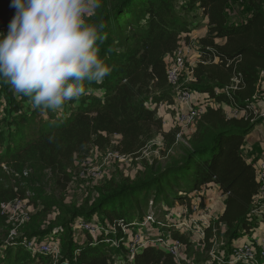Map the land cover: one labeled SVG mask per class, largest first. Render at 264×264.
I'll return each instance as SVG.
<instances>
[{
    "label": "trees",
    "instance_id": "16d2710c",
    "mask_svg": "<svg viewBox=\"0 0 264 264\" xmlns=\"http://www.w3.org/2000/svg\"><path fill=\"white\" fill-rule=\"evenodd\" d=\"M230 1H100L87 21L103 25L98 47L111 72L101 83H86L85 93L67 101L59 118V110L33 108L28 97L13 94L11 86L0 81V91L10 108L5 135L8 150L0 163L14 164L16 169L39 163L50 171H62L90 146L104 150L113 135L120 137L115 148L121 154H134L155 135L163 139L171 138L169 133L176 135L174 130H164L156 110L159 103L173 104L178 93L167 81L165 58L173 55L181 42L190 43L187 33L191 28L184 12L196 8L205 20L206 33L194 48L199 60L190 72L193 92L205 94L207 99L205 110L195 121L189 148L178 159L150 168L130 183L109 186L88 209L75 210L47 227L44 237L59 241L61 255L55 264H115V257L125 264H183L153 241L166 238L169 245L178 242L185 252L190 251V240L176 224L175 228L168 226L166 212L175 202L189 204L190 195L201 185L214 184L225 197L223 212L200 238L206 249L217 240L223 243L217 257L228 258L256 224L254 214L261 207L255 201L257 158L247 160L244 145L245 137L263 119L256 118L251 103L260 95V73L264 70V0H246L249 15L238 23L227 20ZM9 3L0 0L4 31L15 11ZM223 106L234 108L237 115L228 116ZM41 111L47 113V119L38 137L26 139V129ZM4 191L0 204L27 197L25 190ZM94 216L100 225L77 227L79 221ZM147 216L153 219L155 234L147 235L146 242L139 244L141 248L131 253V241L122 229H146ZM74 227L82 233L78 240ZM52 259L48 251L29 252L11 244L1 264L31 260L52 264ZM203 261L209 264L212 257L206 255Z\"/></svg>",
    "mask_w": 264,
    "mask_h": 264
},
{
    "label": "rangeland",
    "instance_id": "374dc122",
    "mask_svg": "<svg viewBox=\"0 0 264 264\" xmlns=\"http://www.w3.org/2000/svg\"><path fill=\"white\" fill-rule=\"evenodd\" d=\"M180 3L181 0H177V4ZM249 11L246 0H231L227 6L226 17L229 23H238L249 15ZM92 14L93 12L86 14V20ZM184 14L191 29L199 31L204 26V19L196 8H190ZM1 22L2 18H0ZM0 31H4L1 26ZM189 46L192 49L190 48L191 53L185 61L186 69L182 72L178 85L174 87L177 91L191 90L193 92L192 85L194 84V80L190 68L196 64L195 53L192 52L196 48V41L191 40ZM260 84L261 87L263 86V92L257 106L264 103V73L261 74ZM88 92L98 94L97 90H89ZM13 94H16L14 90ZM70 103L71 107L74 108L75 101ZM205 104V101L195 100L187 108L185 114L182 113V110L178 114L163 102L162 106L165 114L170 115L167 118L168 121L170 120V123L164 129L166 128V131L174 130L176 135L173 137V134L169 133L171 138L165 139L159 135H155L152 140H149L134 154H121L116 149L118 155L114 156L111 153L113 147H110V144L111 142L118 143L120 137L113 135L109 146L104 150H98L96 154L89 147L81 155H76L73 162L62 171H50L49 169L43 168L39 163H29L20 169H16L14 164L1 162L0 199L6 194L5 189H13L15 191L25 190L27 197L25 199L15 198L12 201L0 204V264L2 263L5 249L9 245H21L29 252H33V250L46 252L44 248H40L42 243L48 246L47 251L53 254L52 264H55L61 255L59 241L57 237L45 238L44 230L63 216L65 217L75 210L88 209L96 198L106 192V188L109 186L115 184L116 186H123L147 173L150 168L162 167L172 160L181 157L182 152L189 148L197 115H192V120L188 123L185 117L188 114L191 115L192 111L198 112V110L205 108ZM67 105L68 102L59 109L60 113L57 115V118L61 116L62 111H65ZM256 109L258 111L256 118H259L261 114H264V111L260 107H256ZM233 110L234 108L226 107L225 112L229 115ZM46 119L47 113L44 111L39 112L34 123L25 131L26 139L37 138L39 128ZM9 120L10 108L6 96L0 91V158L6 156L8 150L5 135ZM181 122L184 125H180ZM257 130L264 131V120H262ZM259 139L260 135L254 133L250 140ZM120 155L129 157L122 158ZM18 167H21V165ZM192 194L194 195H190L189 204L175 202L172 206H168L169 211L166 212L168 226L175 228L174 225L176 224L180 232L186 237L185 239L191 242L189 252L184 251L182 244L176 245L178 249V262H182L183 264H202L205 256L210 255L212 261L209 264H228L227 261L229 259L227 257L224 258L223 256V260L219 261L216 256L223 243L217 240L210 249H206L200 243V238L202 237H199L197 232L201 228H207L205 226L208 222L211 223V227L216 222V218L219 216V210L215 209V205L219 199L216 198L215 194V197L210 198L209 201H205V197H200L195 193ZM214 201L215 203H213ZM210 202L213 204L210 205ZM196 205L198 207L193 209V206ZM254 216L256 219L261 218L257 213ZM82 222L84 225H88V227L100 225V221L95 216L83 219ZM180 223H183V225H180ZM144 226L146 229L143 230L122 229L131 241V244L128 246L131 253L141 248L139 244L146 242L147 235L151 236L155 234L154 227L150 221L146 220ZM256 228L257 226L254 224L247 231L246 236H254L252 234H254ZM72 230H74V238L76 240L80 239L82 235L81 231L76 227L72 228ZM84 239L83 237L82 240ZM155 241L156 243H160L157 240ZM164 241H166V238H164ZM164 243L161 242V246L164 247ZM137 244L139 247L135 248L138 246ZM23 264H51V261L41 263L31 260L25 261ZM115 264H125V262L121 258L115 257Z\"/></svg>",
    "mask_w": 264,
    "mask_h": 264
},
{
    "label": "clouds",
    "instance_id": "9594fccd",
    "mask_svg": "<svg viewBox=\"0 0 264 264\" xmlns=\"http://www.w3.org/2000/svg\"><path fill=\"white\" fill-rule=\"evenodd\" d=\"M15 9L0 31V81L32 107L59 110L81 97L86 83H101L111 68L100 56L102 24L86 14L100 0H10Z\"/></svg>",
    "mask_w": 264,
    "mask_h": 264
},
{
    "label": "built area",
    "instance_id": "2783aa9c",
    "mask_svg": "<svg viewBox=\"0 0 264 264\" xmlns=\"http://www.w3.org/2000/svg\"><path fill=\"white\" fill-rule=\"evenodd\" d=\"M190 48L191 47L189 46V44L181 43L179 48L177 49V51L174 52L173 55L167 56L165 58L166 78H167L168 83L174 87L178 85V82L180 81L182 72L186 69V62L185 61H186L187 56L191 53ZM192 52H194V50H192ZM194 53L196 54V52H194ZM197 58L199 60V55H197ZM262 73H264V70L261 71V73H260V83H261V74ZM260 89H261V91H260V95H259L257 101L251 103V109H252V112L255 116L258 113L256 107H257V104L259 103V101L261 100V94L263 92V86L261 87V84H260ZM200 99H203L206 102L207 95L199 94V93L192 92L189 90H179L177 95H175L173 97V100H174L173 104L165 103V105H167V107H169V108L174 109L178 113L180 110L183 109V107L189 108L194 103L195 100H200ZM156 110H157V115L159 117H161V119H162L163 128L166 127L167 123L168 122L170 123V120L168 121V119H167L168 116H170V115L165 114V112H164L165 110L162 106V103H159L157 105ZM204 110H205V108L198 110V112L192 111L191 115L188 114L185 117L186 122L187 123L191 122L192 115H195V116L197 115L196 118H198L203 113ZM236 115H237V112L235 110H233V111H231V113L228 116H236ZM260 116L262 117V116H264V114H261ZM117 144L118 143H116V142H111V144H110V147H113V150H111V153L114 156L118 155V152L116 151V148H115L117 146ZM90 147H91V150H93L97 154V151H98L97 147H95V146H90ZM120 156L122 158L123 157H129L126 155H120ZM254 168H255L256 179H257V182L259 183L258 193L255 197V201L257 203H261L260 210L256 211V213L259 214L261 217H264V149L261 151L260 155L257 157V160L254 164ZM191 195L193 196L194 194H191ZM197 207H198L197 205L193 206V209H196ZM146 220L150 221L151 223L153 222V219L151 216H147ZM180 225H183V223H180ZM77 227L78 228H87L88 226L84 225L83 222L79 221L77 223ZM205 227L210 228L211 223L208 222ZM204 229L205 228H201V229H199V231H197L199 237L204 236ZM123 230H125V229H123ZM157 241H159L160 243L165 242L164 247H163V246H161L160 243H156L155 240L153 241V243L159 244L162 248L168 249L171 252V254L173 255L174 260L176 262H178V260H177V254H178L177 246L180 245V243L174 242V244L169 245L168 241H164V239L163 240L157 239ZM40 248H44L46 251L48 250V246H45V244H43V243L41 244ZM217 259L219 261H222L223 256H218ZM228 259H229L227 261L228 264H233V263H235V264H264V234L259 235V236H248V237L244 236V237H242L238 241V243L236 244L235 248L233 249V251L229 255Z\"/></svg>",
    "mask_w": 264,
    "mask_h": 264
},
{
    "label": "crops",
    "instance_id": "0c3cea01",
    "mask_svg": "<svg viewBox=\"0 0 264 264\" xmlns=\"http://www.w3.org/2000/svg\"><path fill=\"white\" fill-rule=\"evenodd\" d=\"M225 13H226V11H225ZM204 21L205 20H203V23H204ZM205 33H206V29L202 27V28H200L199 31H197L195 29H191L190 32L187 33V36H188V39L190 41L191 40H195L196 44H197L199 37H201ZM194 56L196 57V61L195 62L197 63L198 62L197 55L194 54ZM200 101H204V100L200 99ZM263 105H264V103H261L260 106H257V107H260V109L262 111H264V106ZM223 108L225 110L226 106H223ZM186 111H187V107H183L182 113L185 114ZM262 118H263L262 120H264V116H262ZM168 123H167V126L169 125ZM180 125H184V123L181 122ZM258 126L255 128V130L252 133H250V135H247L246 138H245L244 155L246 156L247 160H249V161L252 160L255 157L257 158L260 155L261 151L264 149V134H263L264 131L263 132L258 131L257 130ZM254 133H256L257 135H260V139L259 140H250L251 136ZM195 193H196V195H199L200 197H202V196L205 197V201H207V200L209 201V199L215 197V194H216V198H218L219 201L216 203L215 209L216 210L218 209L219 210L218 215L219 216L221 215V213L223 212V202H224L225 197L221 196V194L219 193L216 185H214V184H209L207 186L206 185H201L198 188V190L195 191ZM213 203H215V201ZM213 203L210 202V205L213 204ZM255 225L257 226V228L255 229V232L252 235H254V236L263 235L264 234V217L257 218Z\"/></svg>",
    "mask_w": 264,
    "mask_h": 264
}]
</instances>
